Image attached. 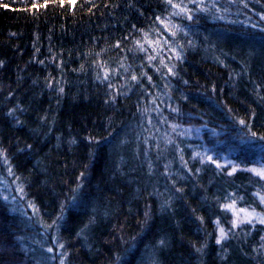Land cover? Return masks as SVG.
Wrapping results in <instances>:
<instances>
[{
	"label": "trees",
	"instance_id": "16d2710c",
	"mask_svg": "<svg viewBox=\"0 0 264 264\" xmlns=\"http://www.w3.org/2000/svg\"><path fill=\"white\" fill-rule=\"evenodd\" d=\"M183 2L0 0V264H264V0Z\"/></svg>",
	"mask_w": 264,
	"mask_h": 264
},
{
	"label": "snow or ice",
	"instance_id": "6c2138e0",
	"mask_svg": "<svg viewBox=\"0 0 264 264\" xmlns=\"http://www.w3.org/2000/svg\"><path fill=\"white\" fill-rule=\"evenodd\" d=\"M165 3H166L167 6H169L171 9L174 10L171 13H169V17H171V16H183L184 18H186L189 21L193 20V9L189 8L188 5L183 2V0H180V2H174V0H165ZM188 3L195 4V5H197V7H200V5L203 3V0H188ZM200 10L201 11H205L206 9L205 8H200ZM155 19L157 21H159V23L164 26V29L166 31L170 32V34L173 37L177 36L178 33H180V32H184V29L178 24H173L171 22L170 18H163L162 19L160 16H156ZM262 19H264V17H262ZM184 34L187 35L186 32ZM188 43H191V41H189ZM118 46H119V44H117V47ZM180 47H183V45H180ZM141 50H143V49H141ZM148 59L152 60V59H154V57L149 56ZM168 72L172 73L173 69L172 68H168ZM131 79L133 81H135V80L138 79V77L133 75V76H131ZM149 79H151V78L149 77ZM239 123L244 125L245 121L241 120V121H239ZM251 135L253 137H256V133H252ZM259 140L264 141V136H260ZM208 159L211 160L213 163H216V161L213 160L211 156H209ZM217 167H219L218 164H217ZM232 171L233 172L236 171V167L235 166L233 167ZM247 171L253 172L257 176H259L261 179H264V166H262L261 168H250V169H247ZM229 174H231V173H229ZM80 187L81 186L78 185L77 189L73 190V191H77ZM21 191H22V189H21ZM257 195H259V194H257ZM4 199L7 200V197H4ZM76 199H77L76 196H72L71 197V201H75ZM261 199L264 200V197H262ZM29 207H32V205H29ZM222 207L232 210L234 216L238 215V213H237V211L235 209V201H233L231 204L223 205ZM64 209H65V205L62 204L61 205V215H60V217H58V219H62L63 218ZM239 212L244 213L245 218H248L247 222L251 223V217H253V215H254L252 212H249V211H247L246 209H243V208L239 209ZM259 222L261 224H264V219H260ZM232 226L233 227L237 226V221L236 220L232 221ZM219 232H220V237L217 238V240H216L217 244L221 243V238L226 236L225 230L223 228H220ZM161 243H163V242H161ZM59 247L63 248L64 245L60 244ZM47 251L48 252H52L53 249L52 248H48ZM197 251H199V249H197ZM61 264H64L63 260H61Z\"/></svg>",
	"mask_w": 264,
	"mask_h": 264
},
{
	"label": "rangeland",
	"instance_id": "374dc122",
	"mask_svg": "<svg viewBox=\"0 0 264 264\" xmlns=\"http://www.w3.org/2000/svg\"><path fill=\"white\" fill-rule=\"evenodd\" d=\"M231 166H236V165L232 164ZM262 166H264V163H260V165L257 168H261ZM262 197H264V194L263 195H259L260 204H261V207H262V212L257 213L255 211L247 210V211L252 212L254 214L253 217H251V222L252 223L261 224L259 222L260 219H264V200L261 199ZM236 211H237L238 215L234 216V220L237 221V227H238V226H241V225L245 224L247 222L248 218H245L244 213L239 212V210H236Z\"/></svg>",
	"mask_w": 264,
	"mask_h": 264
}]
</instances>
